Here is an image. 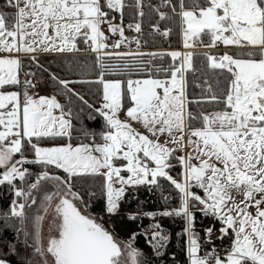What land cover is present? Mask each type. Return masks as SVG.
<instances>
[{"label": "snow or ice", "instance_id": "6c2138e0", "mask_svg": "<svg viewBox=\"0 0 264 264\" xmlns=\"http://www.w3.org/2000/svg\"><path fill=\"white\" fill-rule=\"evenodd\" d=\"M146 8L153 32L177 26L183 50L141 51ZM81 52L94 54L95 81L49 73L55 94L33 91L44 57ZM165 56L167 67L152 65ZM133 72L146 78L105 79ZM84 83L100 86L98 107L76 91ZM161 180L178 203L164 196L159 215L182 221L185 264H264V0H0V191L13 197L0 234L16 218L14 238L24 237L23 251L0 250V264H13L9 254L15 264H150L135 234L121 241L89 208L121 215L130 189ZM153 229L152 252L164 257L169 236Z\"/></svg>", "mask_w": 264, "mask_h": 264}, {"label": "trees", "instance_id": "16d2710c", "mask_svg": "<svg viewBox=\"0 0 264 264\" xmlns=\"http://www.w3.org/2000/svg\"><path fill=\"white\" fill-rule=\"evenodd\" d=\"M146 3L152 4L155 7L160 3V0H146ZM163 10V9H162ZM146 18L144 20V32L142 36L141 51L144 52H157L165 53L172 50H177L180 46V35L177 26L171 21H161V31L165 30V27L171 28L170 35L165 38L159 33L153 32L151 24L158 20V16L155 13L145 9ZM83 47V46H82ZM198 55L196 57L199 68V62L203 60V57L199 55L200 52L206 51L203 48L196 49ZM94 54L81 52L74 54H64L63 56L52 54L43 58L42 62L45 67L48 68V72L38 71L39 83L36 92L39 94L50 93L55 94V84L50 81L49 73H55L57 76L72 80H91L95 81L98 78L100 69L94 64ZM148 59L147 57L145 58ZM170 62V57L165 56L162 60L156 59L152 61V65L156 67H167ZM30 70L36 71L35 68ZM196 77L195 83H200V72L197 71L195 74H190V79ZM146 77L145 74H137L133 72L129 77L128 73L123 76L118 74H106L105 79H126V78H142ZM76 91L84 96L85 100L93 104L94 107H98L97 103V92L100 86L95 83H84L74 85ZM190 91L196 96L200 95V89L191 87ZM61 103H66L64 98H60ZM72 108L74 113L79 112L83 124L91 132L99 133L103 130V122L98 116L96 119H88L89 113L91 112L85 105L77 100L75 97L72 99ZM83 109V111H81ZM75 123V121H74ZM79 128V125H77ZM83 136L77 131L73 133L72 143L76 144L83 140ZM84 142H88L84 140ZM176 175V171L172 173ZM78 188H87V185H78ZM164 196H170L168 205L174 207L178 203V199L175 195V191L171 186L164 180L160 181L159 187H140L139 189H130L127 197L128 202L123 204L122 207L125 212L121 215L108 217L102 213L99 209L98 203L91 205L89 211L94 214L95 217H102L105 226L113 230L118 239L122 241L129 240L132 234L136 235V245L139 247L141 252L150 260V264H171L173 259L176 260L177 264H185L187 259L186 253L181 251L182 242L180 234L182 232V221L179 218L174 217H161L160 212L165 210L166 204L163 199ZM13 197L6 192L0 191V224L3 223V213L8 211L10 200ZM87 199V196H85ZM146 212L155 213V219L144 215ZM128 213L137 215L136 220H129ZM160 224L161 229L165 234L169 236V241L166 249L162 251L166 252L164 257L156 256L151 249V243L149 238L151 237V230L154 224ZM200 217H197V230L200 228ZM9 227L3 229L0 234V250L7 251L10 244L17 245L22 251L24 245L22 243L24 237L21 233L19 239H15L16 229L20 227L19 221L16 218H10L8 220ZM29 243H31L29 239ZM219 246L220 242H216ZM225 247L227 244L225 243ZM13 261V264L19 259V257L12 256L9 254L7 257Z\"/></svg>", "mask_w": 264, "mask_h": 264}, {"label": "rangeland", "instance_id": "374dc122", "mask_svg": "<svg viewBox=\"0 0 264 264\" xmlns=\"http://www.w3.org/2000/svg\"><path fill=\"white\" fill-rule=\"evenodd\" d=\"M142 78H146V77H142ZM136 79H138V78H136ZM33 91H36L35 89L33 90ZM40 95H52V94H50V93H44V94H40ZM121 119H123V115H121ZM137 127H139V126H137ZM36 207L37 206H33V209H31V210H29V214L30 215H32L34 212H35V209H36ZM36 214H43L42 212H40V213H36ZM92 215L94 216V214L92 213ZM95 217V216H94ZM45 229L47 228V224L45 223ZM29 231H31V225H29ZM153 231H154V229H152L151 230V235L153 234ZM30 241H31V239H30ZM122 241V240H121ZM127 241V240H126Z\"/></svg>", "mask_w": 264, "mask_h": 264}, {"label": "crops", "instance_id": "0c3cea01", "mask_svg": "<svg viewBox=\"0 0 264 264\" xmlns=\"http://www.w3.org/2000/svg\"><path fill=\"white\" fill-rule=\"evenodd\" d=\"M177 50H183V49H182L181 37H180V46H179V48H177Z\"/></svg>", "mask_w": 264, "mask_h": 264}, {"label": "built area", "instance_id": "2783aa9c", "mask_svg": "<svg viewBox=\"0 0 264 264\" xmlns=\"http://www.w3.org/2000/svg\"><path fill=\"white\" fill-rule=\"evenodd\" d=\"M126 34H128V35H133V34H131V33H126ZM131 47H132L133 50L135 49V45H132Z\"/></svg>", "mask_w": 264, "mask_h": 264}]
</instances>
